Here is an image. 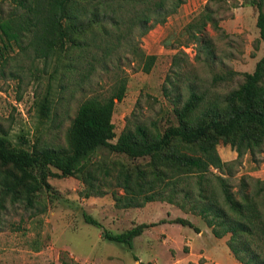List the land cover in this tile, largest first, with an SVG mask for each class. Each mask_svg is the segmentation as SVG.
<instances>
[{
    "label": "trees",
    "instance_id": "trees-1",
    "mask_svg": "<svg viewBox=\"0 0 264 264\" xmlns=\"http://www.w3.org/2000/svg\"><path fill=\"white\" fill-rule=\"evenodd\" d=\"M12 7L0 19L3 47L30 49L32 59H41L48 85L37 103L42 119L56 108L53 85L73 97L83 90L98 66L107 68L108 58L134 29L146 34L177 12L183 0H8ZM257 6L256 26L264 44L263 0ZM220 29L205 9L186 25L189 40L201 38L205 60H213L206 26ZM131 61L149 73L156 55L133 44ZM172 57V64L178 65ZM234 72L215 75L213 82L231 79ZM227 93L216 96L188 84L187 98L174 106L175 122L160 128L135 117L126 121L117 135L112 122L116 102L124 98L126 75H116L108 95L93 94L79 101L66 132L65 145L11 143L0 129V223L7 205L33 209L39 195L49 190L50 177L75 176L84 186V197L110 194L117 208H137L165 201L185 213L201 218L216 238L226 245L240 264H264V179L236 176L243 156L264 149V56L253 72ZM89 82V81H88ZM82 92V91H81ZM62 97V96H61ZM60 99V98H59ZM178 100V99H177ZM113 139L115 141L113 142ZM229 144L232 160H223L217 145ZM124 159L130 160V163ZM84 221L101 229L104 240L133 247V239L157 224L137 223L121 232H111L83 213ZM198 228L185 217L167 221ZM188 264H204L202 262Z\"/></svg>",
    "mask_w": 264,
    "mask_h": 264
},
{
    "label": "rangeland",
    "instance_id": "rangeland-1",
    "mask_svg": "<svg viewBox=\"0 0 264 264\" xmlns=\"http://www.w3.org/2000/svg\"><path fill=\"white\" fill-rule=\"evenodd\" d=\"M11 7L8 0H0V19ZM205 9L220 27L214 29L208 23L204 35L212 44L213 60H205L200 44L203 40H189L185 31L186 25ZM257 12L250 0H183L163 24L144 35L134 29L130 40L108 58L107 68L98 66L85 81L82 92L74 89L72 97L68 90L61 93L53 85L54 100L58 102L47 119L40 118L36 103L48 85L43 61L33 60L30 49H5L0 33V129L6 131L12 144L21 147L36 142L65 145L79 101L93 94L108 95L116 75H126L127 84L124 98L114 106L115 133L118 135L126 121L134 117L147 124L156 121L162 128L175 122L174 106H181L187 98L188 84L221 96L242 82L243 72L254 71L264 56ZM131 44L156 55L149 73L131 61ZM174 55L177 66L172 64ZM228 71L234 72L231 79L213 82L215 75ZM217 151L223 160L236 157L229 144L220 142ZM257 159L256 163L249 153L245 154L236 176L248 174L264 179V149ZM48 182L51 188L40 193L41 204L37 207L7 205L0 223V264H236L229 256L227 237H214L201 218L173 204L154 201L137 208H117L110 194L84 197V186L75 176L50 177ZM83 213L111 232L141 222H166L146 228L128 248L102 239L101 229L86 223ZM175 217L189 219L201 231L167 222Z\"/></svg>",
    "mask_w": 264,
    "mask_h": 264
},
{
    "label": "crops",
    "instance_id": "crops-1",
    "mask_svg": "<svg viewBox=\"0 0 264 264\" xmlns=\"http://www.w3.org/2000/svg\"><path fill=\"white\" fill-rule=\"evenodd\" d=\"M200 231H201V230H200ZM200 231H199V232H200ZM196 234H197V233H196ZM198 234H199V233H198ZM218 239H220V238H218ZM228 252L230 253L229 250H228ZM204 254H205V256L207 257L206 249L204 250ZM231 255H232V254L230 253L229 256L231 257ZM231 259H232V257H231ZM233 260H235V259H233ZM235 263H236V264H240V263H238L236 260H235Z\"/></svg>",
    "mask_w": 264,
    "mask_h": 264
},
{
    "label": "built area",
    "instance_id": "built-area-1",
    "mask_svg": "<svg viewBox=\"0 0 264 264\" xmlns=\"http://www.w3.org/2000/svg\"><path fill=\"white\" fill-rule=\"evenodd\" d=\"M183 49H186V48L183 47ZM186 50H187V49H186Z\"/></svg>",
    "mask_w": 264,
    "mask_h": 264
}]
</instances>
